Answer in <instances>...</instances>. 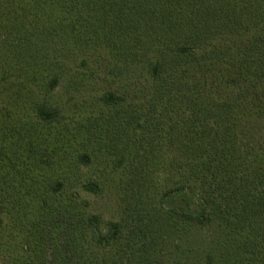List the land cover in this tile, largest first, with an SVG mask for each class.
<instances>
[{
	"label": "trees",
	"instance_id": "obj_1",
	"mask_svg": "<svg viewBox=\"0 0 264 264\" xmlns=\"http://www.w3.org/2000/svg\"><path fill=\"white\" fill-rule=\"evenodd\" d=\"M0 264H264V0H0Z\"/></svg>",
	"mask_w": 264,
	"mask_h": 264
},
{
	"label": "rangeland",
	"instance_id": "obj_2",
	"mask_svg": "<svg viewBox=\"0 0 264 264\" xmlns=\"http://www.w3.org/2000/svg\"><path fill=\"white\" fill-rule=\"evenodd\" d=\"M167 208H174L181 211H196L198 209V202L192 196L187 194L171 196L166 201Z\"/></svg>",
	"mask_w": 264,
	"mask_h": 264
}]
</instances>
